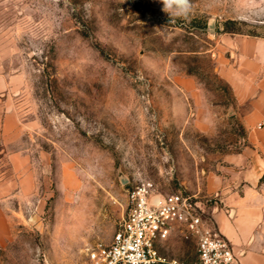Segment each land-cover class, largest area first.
Wrapping results in <instances>:
<instances>
[{
    "label": "rangeland",
    "instance_id": "rangeland-1",
    "mask_svg": "<svg viewBox=\"0 0 264 264\" xmlns=\"http://www.w3.org/2000/svg\"><path fill=\"white\" fill-rule=\"evenodd\" d=\"M192 3L185 20L160 0H0V70L20 120L0 141V171L12 177L16 152L30 174L0 204V264H90L143 182L195 195L213 222L248 146L233 39L264 38V0ZM196 248L178 225L157 245L168 264Z\"/></svg>",
    "mask_w": 264,
    "mask_h": 264
},
{
    "label": "crops",
    "instance_id": "crops-1",
    "mask_svg": "<svg viewBox=\"0 0 264 264\" xmlns=\"http://www.w3.org/2000/svg\"><path fill=\"white\" fill-rule=\"evenodd\" d=\"M233 40L237 50L228 66V81L243 108L240 122L248 146L242 151L245 165L215 192L219 206L213 208L212 223L229 241L241 264H264V38L238 35ZM10 83L0 70V141L13 139L20 131ZM19 159L18 153L9 154L11 178L5 179L0 171L2 205L13 193L11 188L30 178L26 171L20 174ZM18 194L20 191L11 196Z\"/></svg>",
    "mask_w": 264,
    "mask_h": 264
},
{
    "label": "built area",
    "instance_id": "built-area-1",
    "mask_svg": "<svg viewBox=\"0 0 264 264\" xmlns=\"http://www.w3.org/2000/svg\"><path fill=\"white\" fill-rule=\"evenodd\" d=\"M232 217L233 212L227 211ZM197 239L194 261L172 264H241L229 241L203 215L195 195L157 194L151 183L131 189L126 211L108 243L87 249L90 264H168L157 245L166 241L175 226Z\"/></svg>",
    "mask_w": 264,
    "mask_h": 264
},
{
    "label": "clouds",
    "instance_id": "clouds-1",
    "mask_svg": "<svg viewBox=\"0 0 264 264\" xmlns=\"http://www.w3.org/2000/svg\"><path fill=\"white\" fill-rule=\"evenodd\" d=\"M162 11L170 19H189L194 14V5L192 0H160Z\"/></svg>",
    "mask_w": 264,
    "mask_h": 264
}]
</instances>
